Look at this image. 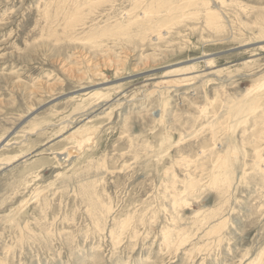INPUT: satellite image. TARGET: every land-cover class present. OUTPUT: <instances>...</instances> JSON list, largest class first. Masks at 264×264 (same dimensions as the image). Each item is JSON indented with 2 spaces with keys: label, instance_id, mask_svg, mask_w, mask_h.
Returning <instances> with one entry per match:
<instances>
[{
  "label": "rangeland",
  "instance_id": "1",
  "mask_svg": "<svg viewBox=\"0 0 264 264\" xmlns=\"http://www.w3.org/2000/svg\"><path fill=\"white\" fill-rule=\"evenodd\" d=\"M0 264H264V0H0Z\"/></svg>",
  "mask_w": 264,
  "mask_h": 264
},
{
  "label": "bare ground",
  "instance_id": "2",
  "mask_svg": "<svg viewBox=\"0 0 264 264\" xmlns=\"http://www.w3.org/2000/svg\"><path fill=\"white\" fill-rule=\"evenodd\" d=\"M96 105H97V104H96ZM72 135H73V134H72ZM89 140H90V138H89ZM85 146H86V145H85ZM79 148H80V147H79ZM70 152H71V150H70ZM66 153H67V152H66ZM71 153H73V152H71ZM71 153H70V154H71ZM56 155H57V153H56ZM70 156H71V155H70ZM7 164H9V163H7Z\"/></svg>",
  "mask_w": 264,
  "mask_h": 264
}]
</instances>
